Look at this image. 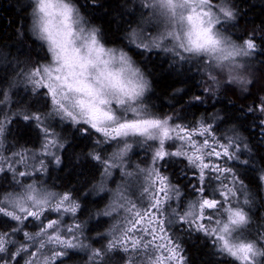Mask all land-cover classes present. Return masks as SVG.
I'll use <instances>...</instances> for the list:
<instances>
[{"label": "snow or ice", "instance_id": "1", "mask_svg": "<svg viewBox=\"0 0 264 264\" xmlns=\"http://www.w3.org/2000/svg\"><path fill=\"white\" fill-rule=\"evenodd\" d=\"M81 7L103 4L28 0L22 9L28 24L17 35L31 39L40 58L21 74L47 110H0V264H66L80 252L88 254V264H106L104 257L113 252H121L126 264H187L180 232L204 236L221 264H264V224L250 239L245 235L254 223L249 213L255 194L234 171L238 165L255 167L254 160L242 158L252 149L235 132L219 134L225 121L218 113L185 122L181 112L153 111L151 74L141 60L154 51L169 53L177 75L201 77L202 90L187 101L189 107L215 106L221 89L239 86L251 95L256 74L264 72L257 67L264 65V34H235L243 19L235 0H141L145 15L165 24V31L153 37L138 25L112 42L81 14ZM185 95L183 89L174 92L181 103ZM0 104L8 106L2 91ZM243 111L254 117L264 145V96ZM52 118L56 126L64 124L65 131L89 141L91 150L81 156L102 166L97 192L108 191L104 181L113 168H133L122 171V178L140 184L139 204L117 186L107 207L89 217L113 222L100 237L108 240L103 250L85 243L90 230L79 219L87 214L79 200L39 180L49 165L61 167L62 153L70 147L67 136L53 131ZM14 119L39 132V153L6 147ZM134 147L147 155L144 168L126 164ZM173 166L178 171L170 174ZM257 171L264 196V168Z\"/></svg>", "mask_w": 264, "mask_h": 264}, {"label": "trees", "instance_id": "2", "mask_svg": "<svg viewBox=\"0 0 264 264\" xmlns=\"http://www.w3.org/2000/svg\"><path fill=\"white\" fill-rule=\"evenodd\" d=\"M75 2L78 6L87 4V0H75ZM27 3L28 0H0V74L5 72L4 65H7L5 54L8 52L11 54L10 51L14 48L21 47V54L17 56L21 59L19 60L21 63L27 62L24 67L25 70L31 68L40 58L38 56L39 49L33 41L27 38L22 40L17 35L18 31L22 30L21 26L28 24V20L26 19L28 13L22 11L24 5ZM100 3L103 4L102 8L81 7V14L85 15L93 25L100 27L106 33L108 40L118 42L122 37H125V30L127 28L135 26L133 23L136 18L131 14L130 2L129 0H100ZM235 3L242 8L243 15V19L239 21V27L234 30L235 34L244 35L253 31L258 35L264 34V0H235ZM141 60H143L144 65L151 74L153 91L150 94V106L153 111L162 114H173L174 111L181 112L182 115L187 117V121L185 122L195 121L200 118H210L218 113L225 121L221 125L219 134L226 133L231 136L235 132L252 149L251 156L246 154L242 158H248L250 161L254 160L255 167L246 168L238 165L234 168V171L243 180L244 185L249 187V192L255 194L257 200L256 208H252L250 212L254 223L246 232L249 239L255 236L257 227L264 224V216L260 215V212H264L262 195L260 194L262 190L257 182V177L260 175L257 169L264 168V145L259 143V128L254 124V117L246 116L243 110L247 109L249 105L254 104L258 97L264 96V72L256 74L258 82L250 88V96L246 97L243 92L238 90L239 86H236L237 90L221 89L218 93V99L215 101V106H213V102H208L206 105L189 107L187 101L191 97L198 95L202 90L200 76H197L193 80L187 79V76L195 75V72L186 73L185 76L177 75L173 68L172 57H163L161 53L156 51L148 54L146 60L143 57H141ZM257 67L264 68V65L257 64ZM7 81L6 79L4 80L5 83ZM7 86H9V83H6ZM178 88L183 89L187 93L184 96L183 103L180 102L178 96H174V92ZM0 110L8 112L7 108H4L2 105H0ZM16 123H21L22 125L20 128H17L18 125H11L9 128L10 134L8 141L5 143L7 148L16 151L40 144V134L35 127L29 126L22 120L18 122L14 119L13 124ZM15 126L16 129H14ZM52 126L55 132L57 131L62 134L60 136H67L69 138L70 147H67L62 153L63 164L60 168L49 167L45 179L47 185L59 192H71L73 197L79 200L82 208L87 210V214L79 217V219L87 223V228L90 230L87 233L90 237L89 241H92L94 246L103 250V245L107 239H100L101 236L94 238V236L102 235V232L112 227L113 222L110 217H100L98 215L91 219L89 217L93 213L104 210L107 207L108 202L111 200L110 192L113 185H118L120 181L124 182L126 180L122 178V171H132L133 168H125L124 170L114 168L112 177H109L108 180L106 188L108 191L99 192L94 195L91 191L103 178V172L101 171L102 166L97 162L81 156L85 151L91 150L89 141L82 140L71 130L65 131V125ZM146 162L147 155L143 148L134 147L133 152L129 153L126 164L144 168ZM175 171H178V166H173L170 169V174ZM2 183L4 181L0 179V184ZM183 183L186 184L187 181ZM5 186L7 187V185ZM185 191L190 192V189H186ZM131 198L140 203V192H135ZM188 199L191 200L192 197L189 196ZM30 231H34V229H30ZM179 235L183 241L187 264H221L220 258L214 255L212 246L204 236L193 234L189 237L183 232H180ZM85 257L84 254L79 253L70 260H67L66 264L74 263V261L84 264L83 259ZM106 258V264H114L115 258L118 259L116 264H121L123 260L122 254L119 252L110 253Z\"/></svg>", "mask_w": 264, "mask_h": 264}, {"label": "rangeland", "instance_id": "3", "mask_svg": "<svg viewBox=\"0 0 264 264\" xmlns=\"http://www.w3.org/2000/svg\"><path fill=\"white\" fill-rule=\"evenodd\" d=\"M129 2H130V5H131V9H132L131 10V14L136 18L135 22L133 23V25H135V26H133L132 28H137V26L139 25L144 30L149 32L153 37H159L165 31V24H163L162 22L155 21V20H150L149 17L145 15V12L147 10L140 7L141 0H129ZM125 37H126V35H125ZM21 51H22L21 47H17V48H14V49H12L10 51L11 54L9 52L7 54H5L6 55L5 56V62H6L7 65H4L5 72L4 73L2 72L0 74V76H1L0 91L2 90V92H4L6 94L7 104H8L7 110L8 111L9 110L20 111L21 108H24V109H27V110H30V111H36L37 109H40L42 111H46L47 109L45 108V101L36 92L32 91L31 85L26 81L25 77L21 74L23 72H26L24 67H25V64L27 63V62L21 63L19 61L21 59L17 55L21 54ZM159 53H161V55L163 57L171 56L169 53H166V52H163V51H159ZM16 57H18V58H16ZM8 59H11V60H8ZM5 79H6V81L8 79V81L6 83H9V86H7V87H6V83L4 82ZM0 105L3 106V104H0ZM17 106H19V107H17ZM51 124L52 125H57V121H56L55 118L51 119ZM12 125H18L17 128H20L22 124L21 123H16V124L12 123ZM60 125H64V124H60ZM14 129H16V126L14 127ZM56 133L59 134V135H62L60 132L56 131ZM9 134H10V129H9V132H8L7 139H6L5 143L8 141ZM10 140H11V138H10ZM40 144H41V142H40ZM40 144H38L36 146L25 147L22 150H16V151H24V150L27 149V150H29L32 153H39L40 150H41L40 149ZM7 145H8V143H7ZM4 154L8 155L9 153L7 151H5ZM30 162L31 163H35L34 160H32ZM51 166L52 165H49V167H51ZM37 167H38V165H37ZM49 167H48V169H49ZM122 170H124V169H122ZM113 171H114V168H113L112 172ZM112 172H111V175H112ZM47 174H48V172H47ZM47 174H41L40 175V177H39L40 182H43V184L48 189H50L51 191L60 193L57 190L51 189L47 185V181L45 180L46 177H47ZM111 175L109 176L110 178L112 177ZM109 177L107 179H105V181H104L106 188H107V185H108ZM99 183H100V181H99ZM213 184H215V182H213ZM125 185H127V187H124ZM117 186H121L124 189L125 194L128 195V198L130 200H132V201H134V198H131L133 193H135V192H137L139 190V192L141 194V189L139 188L140 184L138 182H136L134 178H127L124 182L120 181L118 185H116V184L113 185V187L111 189V192H110L111 200L108 203H110L112 201L113 196L118 191V187ZM245 187L247 189L249 188L247 185H245ZM91 192L94 195L99 193V192H97L95 190V187H93V190ZM100 193H102V192H100ZM129 193H130V195H129ZM249 194H251V192H249ZM261 197H262V200H263V207H264V196H261ZM239 199L242 202L243 199H244V196L240 195ZM256 203H257V200L255 198L254 202L250 205L251 209L252 208H256ZM247 207L248 206L245 207V210H247ZM249 215H250V213H249ZM260 215L263 217L264 216V212H260ZM65 219L68 220L67 217H65ZM68 222L71 223V220H68ZM109 229L105 230V232H102L101 234L108 233ZM245 235L247 236L246 233H245ZM100 236L101 235H97V236H94V238L95 237H100ZM247 237H249V236H247ZM85 243L90 244V246L92 248L100 249V248L94 246L92 241L86 240ZM107 243H108V240L106 241V243H104L103 246H105ZM47 251H48L47 249H44L45 253H47ZM113 253H116V252H113ZM119 253H121V252H119ZM80 254H82V255L84 254V256H86V257L88 255L86 252H80ZM37 255L39 256V253ZM108 255H106V256H108ZM86 257L83 259L84 264H88V260L86 259ZM104 260H105V258H104ZM117 261H118V259L115 258L114 264H116ZM71 264H81V263L79 261H74V263H71ZM121 264H126V261L123 259L121 261Z\"/></svg>", "mask_w": 264, "mask_h": 264}, {"label": "bare ground", "instance_id": "4", "mask_svg": "<svg viewBox=\"0 0 264 264\" xmlns=\"http://www.w3.org/2000/svg\"><path fill=\"white\" fill-rule=\"evenodd\" d=\"M21 20V19H20ZM19 28V27H18ZM161 62V61H160ZM21 95V94H20ZM29 98V97H28ZM224 103V102H223ZM154 109V108H153ZM14 131V130H13ZM14 135V134H13ZM10 139V138H9ZM72 143V142H71ZM15 144V143H14ZM21 144V143H20ZM71 149V148H70ZM72 158V157H71ZM68 166V165H67ZM55 173V172H54ZM57 173V172H56ZM63 189V188H62ZM68 189V188H67ZM139 191V190H138ZM261 192V191H260ZM133 193V192H132ZM129 195H130V193H129ZM128 196V195H127ZM139 196V195H138ZM109 225V224H108ZM258 228V227H257ZM211 249V248H210ZM212 257H213V255H212Z\"/></svg>", "mask_w": 264, "mask_h": 264}]
</instances>
